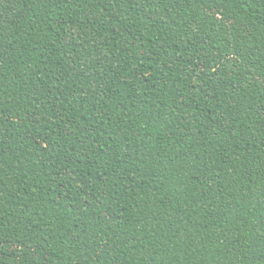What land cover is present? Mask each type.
I'll return each mask as SVG.
<instances>
[{
  "label": "trees",
  "instance_id": "trees-1",
  "mask_svg": "<svg viewBox=\"0 0 264 264\" xmlns=\"http://www.w3.org/2000/svg\"><path fill=\"white\" fill-rule=\"evenodd\" d=\"M0 264H264V0H0Z\"/></svg>",
  "mask_w": 264,
  "mask_h": 264
}]
</instances>
